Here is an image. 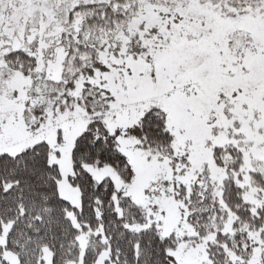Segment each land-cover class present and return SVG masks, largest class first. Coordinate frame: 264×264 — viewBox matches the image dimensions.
<instances>
[{
	"label": "snow or ice",
	"instance_id": "obj_1",
	"mask_svg": "<svg viewBox=\"0 0 264 264\" xmlns=\"http://www.w3.org/2000/svg\"><path fill=\"white\" fill-rule=\"evenodd\" d=\"M0 264H264V0H0Z\"/></svg>",
	"mask_w": 264,
	"mask_h": 264
}]
</instances>
